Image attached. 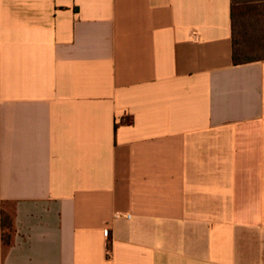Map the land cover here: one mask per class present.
I'll use <instances>...</instances> for the list:
<instances>
[{"label":"crops","instance_id":"0c3cea01","mask_svg":"<svg viewBox=\"0 0 264 264\" xmlns=\"http://www.w3.org/2000/svg\"><path fill=\"white\" fill-rule=\"evenodd\" d=\"M232 7L0 0V264H264V58L235 64Z\"/></svg>","mask_w":264,"mask_h":264},{"label":"trees","instance_id":"16d2710c","mask_svg":"<svg viewBox=\"0 0 264 264\" xmlns=\"http://www.w3.org/2000/svg\"><path fill=\"white\" fill-rule=\"evenodd\" d=\"M262 0H233L232 17L234 27V62L235 64H243L254 60L263 59V57H251L253 48L256 43L250 40L251 35L261 29L262 17H260L259 2ZM239 25V29L237 26ZM250 30L253 32L249 33ZM260 46H264L259 43ZM7 224L11 227V223H7L5 219L3 226Z\"/></svg>","mask_w":264,"mask_h":264},{"label":"rangeland","instance_id":"374dc122","mask_svg":"<svg viewBox=\"0 0 264 264\" xmlns=\"http://www.w3.org/2000/svg\"><path fill=\"white\" fill-rule=\"evenodd\" d=\"M259 4V15L262 17V22H261V29L257 30L256 32L251 35L250 40H254L256 43L255 47L252 50V53L250 54L251 57H263L264 58V46H260L259 43H262L264 45V0L258 3ZM239 29V25L237 26ZM249 31V30H248ZM252 33L253 30H250L249 33Z\"/></svg>","mask_w":264,"mask_h":264}]
</instances>
